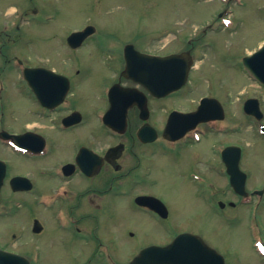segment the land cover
Here are the masks:
<instances>
[{
  "label": "flooded vegetation",
  "instance_id": "obj_1",
  "mask_svg": "<svg viewBox=\"0 0 264 264\" xmlns=\"http://www.w3.org/2000/svg\"><path fill=\"white\" fill-rule=\"evenodd\" d=\"M228 13L233 10L220 11L207 28L214 33L230 30L223 24ZM94 29L76 48L66 38L67 53L59 58L64 62L61 68L49 63L28 69L16 58L22 65L21 80L36 102L31 113L37 121L27 123L20 131H0V220L6 223L4 230L10 242L14 244L28 235L46 237L58 240L57 244L75 256L87 257L86 264H121L119 256L125 254L126 264H132L148 248L172 245L179 236L193 234L210 248L203 249L204 264H227V257L214 245L220 237L217 226L212 227L215 241H208L202 234L207 204L224 212L230 223L241 220L249 250L258 264H264V186H246L243 196L235 192L223 151L239 144L221 138L236 131L228 122L231 118L227 110L232 102L223 104L201 92L200 53L211 43L207 45L198 31L192 36L177 33L171 40L160 39L149 43V47L138 48L132 39L124 42L97 26ZM22 34L18 32L16 39ZM173 43L180 48L170 50ZM130 45L155 58L149 68L162 83H156L153 94L127 73L125 51ZM94 48L104 55L97 67L104 68L108 79L98 90L93 89L104 103L90 116L81 108L80 99L85 98L91 80L82 66L84 60L76 57ZM172 55L180 56L178 66L168 63ZM35 69L40 72L32 85L39 90L41 100L28 75ZM174 71L180 77L187 72L184 85L176 92H166ZM66 87L63 102L56 105L55 98ZM116 90L136 91L132 104L127 107L122 100V106L114 111L112 97L117 96ZM205 98L211 100L208 117L217 120L204 121L194 115ZM180 102L184 106L175 107ZM165 104L170 106L167 111ZM175 111L188 116L182 125L187 129L184 136L173 141L164 133ZM44 130L53 131V135ZM5 134L22 137L20 142L28 150L17 147L15 139ZM10 156L26 159L29 170L11 175L7 160ZM53 156L59 160L56 165H52ZM166 181L170 185H163ZM22 211L25 218H17ZM12 247L0 246L7 252L24 255ZM40 254V249L35 248L26 257L37 258L33 261L37 264ZM156 255L151 253L144 263L156 264L157 259L152 257Z\"/></svg>",
  "mask_w": 264,
  "mask_h": 264
},
{
  "label": "rangeland",
  "instance_id": "obj_2",
  "mask_svg": "<svg viewBox=\"0 0 264 264\" xmlns=\"http://www.w3.org/2000/svg\"><path fill=\"white\" fill-rule=\"evenodd\" d=\"M230 1L0 0V131H20L25 129L27 123L37 121L31 113L37 106L36 102L28 95L29 89L22 82L19 70L15 69L20 66L16 58L21 59L28 69L49 63L61 68L63 61L60 62L59 58L67 53L64 43L70 31L88 25L97 26L102 32H109V35L119 37L124 42L132 39L138 48L149 47V43L160 39L171 40L177 33L187 36L199 31L203 41L207 45L211 43L200 53L201 92L217 98L223 104L232 102L231 109L227 110L231 118L228 122L237 128L234 133L222 135V141L242 145L244 157L241 168L248 175L246 186L263 187L264 136L258 134L257 125L245 114L244 103L247 98L257 96L264 109V86L249 79L244 59L264 43V0H234L230 5L233 9L232 28L220 33L212 32L207 25L220 11L230 9ZM18 32L23 36L16 39ZM178 45L173 43L170 50L179 49ZM76 58L84 60L82 66L91 80L85 98L80 99L81 108L91 116L104 103L100 95L93 91L108 79L104 68L97 67L104 55L94 48L89 53H80ZM72 98L76 99L74 96ZM83 101L86 103L83 104ZM164 106L167 108H164L165 111L170 108L167 104ZM180 106H184L182 102L175 104V107ZM158 112L161 113L160 110ZM91 128L97 129L96 126ZM44 133L53 135L51 130H44ZM7 160L11 175L29 170L26 159L23 161L10 156ZM51 161L52 165H56L59 160L53 156ZM163 185L170 184L166 181ZM216 211L205 205L206 224L202 231L205 238L215 241L212 234L214 224L220 235L214 245L227 257V264H258L248 248L247 234L241 220L230 223L224 212ZM24 212L17 218H25ZM2 222L0 220V246H13L25 256H31L38 248L41 256L37 264H86L87 257L66 251L60 243L57 244L58 240L49 241L46 237L33 238L28 235L12 244L11 237L5 234L6 223ZM197 224H200L199 221ZM119 258L121 264L128 262L126 254Z\"/></svg>",
  "mask_w": 264,
  "mask_h": 264
},
{
  "label": "water",
  "instance_id": "obj_3",
  "mask_svg": "<svg viewBox=\"0 0 264 264\" xmlns=\"http://www.w3.org/2000/svg\"><path fill=\"white\" fill-rule=\"evenodd\" d=\"M92 32L93 29H88L82 33H75L69 38V42L73 47H77L79 44H81L84 41L86 36H88ZM128 51L129 52L127 53V61L129 63V66L127 67V73H129L135 79V81L140 82L145 87H147L151 92L154 93V91L157 88L156 83L157 82L158 84L162 83V81L159 80L160 78L159 79L154 78L153 73L149 68L152 67L151 65H154L153 60L155 59H151L146 56H140L137 52L133 50L132 47H129ZM179 57L180 56L174 55L168 58V63H173L174 66H178ZM244 64L247 68L248 67L252 68L257 78L264 83V47L261 51L256 53L254 57L245 58ZM39 72H40L39 69L28 71L31 85L34 82H36L35 78ZM178 73L179 72L177 71L173 72V75L170 77V81L168 84L169 89L167 88L166 92L177 90L184 84L185 82L184 78L186 77L187 72L185 71L184 72L185 76L183 75L181 77L177 76ZM49 78L50 77H47L46 80H50ZM67 88L68 87L63 89L62 93L56 97L58 103L63 101L67 92ZM34 89L36 90L39 98L42 99L39 90L36 87H34ZM116 91H118L117 96L112 97V105L114 111H117V109L122 106L123 104L122 100H125L127 107L130 106L134 100V95H136L135 93H137L134 90H121V91L116 90ZM249 107H253V109L258 114L260 113L256 100L248 101L245 104V110L247 112H250ZM207 112H208V104L204 105L203 103L198 113H200L203 116H206ZM172 129H174V125L171 120L166 130V135H169L170 130ZM226 161L228 163L229 172L232 173V185L236 188V190L239 193H242L244 191L245 175L241 173V171L239 170L238 167L239 159L238 157H235L231 154V157L230 156L226 157ZM197 239L198 238L194 236L186 235L179 238L178 243L170 247L150 248L144 252V256H142L141 258H137L134 264H138L139 261L142 260L144 257L149 259L151 253H157L156 256H152L157 259L156 264H199L200 263L199 260L201 259L200 256L201 252H197V251L194 252L190 247L191 242L198 241ZM179 243L181 244V247L183 245V247L180 248V250H184L182 252L176 251V247L179 246ZM172 250H175L176 254L170 253ZM0 264H30V262L24 257L17 256L14 254H9L0 250Z\"/></svg>",
  "mask_w": 264,
  "mask_h": 264
}]
</instances>
